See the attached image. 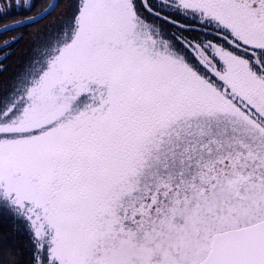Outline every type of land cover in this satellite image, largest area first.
<instances>
[{
  "label": "snow or ice",
  "instance_id": "1",
  "mask_svg": "<svg viewBox=\"0 0 264 264\" xmlns=\"http://www.w3.org/2000/svg\"><path fill=\"white\" fill-rule=\"evenodd\" d=\"M0 36V264H264V0H0Z\"/></svg>",
  "mask_w": 264,
  "mask_h": 264
},
{
  "label": "trees",
  "instance_id": "2",
  "mask_svg": "<svg viewBox=\"0 0 264 264\" xmlns=\"http://www.w3.org/2000/svg\"><path fill=\"white\" fill-rule=\"evenodd\" d=\"M0 37L5 38L3 36H0ZM26 44H27V39H25L24 41H21L18 44L17 52L14 53V59H13L12 67H10L9 70H8V68L7 69L5 68V70L1 73L0 77L11 76L12 74H14L15 71L18 70L19 62H20V59L23 57ZM5 233L14 237L16 242H21L20 238L16 237V234L14 233L12 226L10 224H0V244H2V242H3Z\"/></svg>",
  "mask_w": 264,
  "mask_h": 264
},
{
  "label": "flooded vegetation",
  "instance_id": "3",
  "mask_svg": "<svg viewBox=\"0 0 264 264\" xmlns=\"http://www.w3.org/2000/svg\"><path fill=\"white\" fill-rule=\"evenodd\" d=\"M16 18L19 19L20 17L17 15ZM0 39H4V38L0 37ZM17 47H18V45H14L13 49H12L13 54L7 60L3 61V63L7 65L6 69L8 68V70L10 69V67H12V63H13V59H14V53L17 52ZM1 73L2 72H0V76H1Z\"/></svg>",
  "mask_w": 264,
  "mask_h": 264
}]
</instances>
